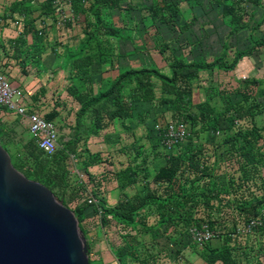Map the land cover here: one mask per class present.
I'll return each instance as SVG.
<instances>
[{
	"label": "crops",
	"instance_id": "obj_1",
	"mask_svg": "<svg viewBox=\"0 0 264 264\" xmlns=\"http://www.w3.org/2000/svg\"><path fill=\"white\" fill-rule=\"evenodd\" d=\"M90 1L0 0V72L23 92L29 110L41 115L53 111L57 113L52 120L56 126L68 123L69 135L63 142H72L74 153L83 156L85 162L96 157L86 167L89 177L83 173V182L88 183L90 191L97 190L107 206H113L121 194L115 173L129 166L133 170L154 169L151 161L146 166L123 161L126 136L137 140L142 132L147 135L151 120L163 123L161 116L170 115L167 105L156 104L147 116L140 114L134 106L140 102L133 97L131 103L127 96L135 90L132 80L121 91L131 111L128 109L126 117L109 118V111L117 104L109 99L95 100L122 73L153 70L170 78L174 67L184 64L193 73L194 104L209 102L221 110L227 102L252 106L253 99L261 108L257 126L264 124V0H239L236 4L217 0H119L117 8L100 16L113 33L107 35L99 29L97 38L91 35L96 20L89 9ZM62 14L68 21L58 26L56 21ZM86 56L92 63L83 68L82 58ZM84 69L87 73L82 79L80 72ZM150 80L159 96L161 79L152 76ZM77 92L85 97L83 105L77 100ZM243 97L247 101H242ZM81 105L87 107L82 115ZM4 112L27 126L24 119L0 106V115ZM80 168L74 170L81 172ZM101 228L105 230V226ZM118 238L114 244L121 246L122 239ZM109 241L107 237L108 249ZM248 241L256 242L253 237ZM220 246L218 237L209 242L211 249ZM180 249L175 260H117L107 249L97 257L100 264H264V257L204 260L188 245Z\"/></svg>",
	"mask_w": 264,
	"mask_h": 264
},
{
	"label": "trees",
	"instance_id": "obj_2",
	"mask_svg": "<svg viewBox=\"0 0 264 264\" xmlns=\"http://www.w3.org/2000/svg\"><path fill=\"white\" fill-rule=\"evenodd\" d=\"M118 6L119 0L90 1L89 9L96 20L91 32V35H95V37L92 38H97L99 29H104V33L107 35L113 33L114 30L111 27H106L102 23L100 16L101 12ZM91 63V57L82 58L83 68ZM188 67L178 63L170 78L153 70L126 71L112 82L111 87L105 93L100 94L95 101L100 102L102 99L106 101L109 99L112 104H117V109L114 108L109 111L112 113L109 118L114 116L126 117L128 109L130 110L132 106L129 108L126 105V96L121 91L123 86L135 80V90L134 92L130 90L127 96L131 99V103H133V97L135 101L140 102L134 105L138 107L140 114L147 116L146 114L152 105H167L171 117L169 120L182 121L186 124L190 122L193 125L200 124L202 127L207 125V128L213 131L222 130L224 138L220 145H226V149L219 154L216 153L215 162L220 163L223 160L232 159L237 165L236 170L231 168L230 176L227 175L226 181L221 182L216 175L222 171L221 164H218L216 168L211 167L206 173L205 169L198 166V150L191 148V145L187 147L181 143L170 152L177 151L182 145L186 148L180 153L178 150L177 154L166 156L165 165L160 166L154 173V181L165 183L167 191L163 198L161 196L152 197L158 209L156 222L153 226H147L145 218L138 212L145 204L141 200L137 205L131 201H119L113 206H107L97 190H93L91 195L97 198L98 203H88L85 194L87 191L86 184L85 188L78 190L85 195L79 200L76 199L75 207L70 209L74 212L84 236L86 231L83 228V222L94 217H97L100 227L105 226L110 221H114L117 225L131 227L128 233L131 232L132 236L130 234L121 236V232H118L122 239V245L113 250L117 260H158L159 255L165 251L168 259L175 260L180 256L181 246L186 245L194 248L204 260H260V257H264V218H262L261 226L257 227L252 235L236 236L234 233L238 225H243L249 219L258 216L260 209L264 207V124L257 126L252 119L250 128L232 132L233 120L242 117L243 106L241 104H233L230 108L229 102H227L221 110H217L209 102L194 104L191 100L193 73L188 71L190 68ZM176 69L179 72H176ZM86 73L87 70L85 69L80 72L82 79H85ZM152 76L162 81L159 96L155 94L154 86L150 80ZM77 95L78 102L83 105L85 102L84 95L80 92H77ZM247 99V97H243L242 101L245 102ZM258 106L255 104L248 109L251 110L252 107L257 108ZM81 109L80 115L84 114L87 107L82 106ZM231 110L234 111V114H231ZM56 115V112L50 111L43 117L47 120H53ZM154 125L155 120H151L147 130L148 134L160 136L154 129ZM30 139L33 144V151L29 153L45 169L44 177L40 182L68 207V201L76 196V189L68 180L70 170L66 166L70 154L73 153L72 142L67 141L58 144L53 153L47 154L37 148L31 137ZM187 140L190 141L188 138ZM0 144L9 152L1 140ZM95 160L96 157L93 156L87 160L88 162H83L81 172L89 177L86 167ZM230 165L232 167L233 163ZM13 166L18 168L16 165ZM59 170L62 171V174L59 173ZM135 170L129 166L115 174L120 188L133 185L135 187L140 186L144 190L147 188V171L140 169L145 173L140 178L134 173ZM185 170L187 175L192 176L191 178L185 176ZM234 170L237 171L236 176ZM77 182L79 181L77 180ZM257 182L259 193L254 194L252 191ZM82 184L84 182H79L76 185L77 188H81ZM245 187L252 189V194L245 195L241 190ZM225 208L230 209L229 212L223 213L222 210ZM140 216L141 218H139ZM201 224H207L216 234V237L221 240L219 248L211 249L208 242L201 250H198L192 241H189L188 227H199ZM229 225L231 226L229 227ZM140 228L144 229L143 232L148 233L147 241H150L149 244H145ZM252 237L256 241L253 244L248 241ZM85 238L89 257L90 243L89 239ZM165 245L166 247H164ZM142 262L145 263V261ZM142 262L140 261V263ZM89 263L93 264L90 257Z\"/></svg>",
	"mask_w": 264,
	"mask_h": 264
},
{
	"label": "rangeland",
	"instance_id": "obj_3",
	"mask_svg": "<svg viewBox=\"0 0 264 264\" xmlns=\"http://www.w3.org/2000/svg\"><path fill=\"white\" fill-rule=\"evenodd\" d=\"M257 102L258 101H253L252 99V101H250V105L252 106H254L255 104L259 105ZM233 104L235 105L241 104L242 106V103L240 102L239 103L229 102L228 105L230 107ZM224 107H225V104H224ZM249 107H250L249 104L243 107L241 111L242 117L238 119L235 118L233 120L232 132L233 131L235 132L238 129L250 128V123L252 119L254 121L255 116L257 120L256 125L257 124L260 125L261 123L260 116H259V112L261 109L260 106H258L257 108L252 107L251 110L248 109ZM231 114H234L233 110H231ZM167 115H169V112H167ZM161 118L164 121H167L171 117L170 115L167 117L164 115V116H161ZM57 126H58V134H59L58 143L61 144L63 143V139L69 135L68 123H65L64 125L65 127L59 126V124ZM187 128L189 132V135L187 138L190 139V141L188 142V140L187 141L185 140V142L182 144H185L184 146H187V147L191 145V148L198 150V158H199L198 166L202 169H205L206 173H208L211 167L216 168L218 167L217 166L218 164H221L222 171L216 175L218 176L221 182H225L226 181L225 177L227 175L230 176V174L232 173L231 168L235 169L237 165L236 163H234L232 159L229 161L223 160L220 163L215 162V157L217 156L216 153L219 154L220 152H223L226 149V145L225 146L220 145L221 141L224 138L223 131L222 130L213 131L211 129H208L207 125H204L202 127V125L200 124L193 125L190 122L187 123ZM144 132H142L141 135H137L138 136L137 140H134L129 135L126 136L125 150H122L123 151L122 153H125L124 154L125 156L124 157L122 156V158L124 162L126 161L129 163L135 162L136 166H146L148 162L150 161L153 162V166H154L153 170L147 171L145 169L147 171L146 174H147V179H148L147 188L144 190L140 186L135 187L134 185L129 186V187H124V188H120V186H118L117 188L121 190V194L119 195L117 202L131 201L135 203V205H137L139 201L141 200V202H144L145 204L141 210H138V212L140 213V215H142L143 218H145L147 226H153L156 222V214H157L158 209L156 208L155 206L156 203L153 202L152 197L161 196L163 198L164 194H166V191H167L165 183L154 181L153 179L154 173L156 170H158V168L161 165H165L164 161H165L166 156H169V154H177L178 150H180L178 152L180 153L186 147L182 145V147L180 146V149H177V151L170 152L163 147L160 136H157L156 134H150V133L149 134L147 133V135H145ZM0 140L2 141V143L5 145V147L9 151L8 154L11 158L12 165H16L18 167L16 169L19 172H21L26 178L40 182L42 178L44 177L43 172L45 169L42 168V166L37 163L36 159H34L29 153L30 151H33V144L28 135L27 126L25 125V123H23L20 119L18 120L16 117L13 118L11 115L4 112L2 115H0ZM129 146H135V147L131 148ZM84 160L85 159L83 158V156H79V154H76L74 152L70 154L69 159L67 160L66 166L68 170H70V177L68 180L70 184L73 186V188L76 189L75 190L76 196L72 200L68 201V207L71 209L75 207L76 199L79 200L85 194L86 195L91 194L89 187H87L88 183H86L87 191L85 192V194H82L80 191H78L79 189L81 190L82 188H85V183L81 185L82 186L81 188H77L78 186L76 185L79 184V182H77L78 178L76 179V176L71 173V171L74 170V168H77V167L80 168L81 166L80 163L82 164L83 162H85ZM232 163L233 165L231 167L230 164ZM134 168L136 169L134 173H136L137 177L141 178V176L145 174L144 172L140 170L139 167L138 168L134 167ZM59 173L62 174V171L59 170ZM184 174L186 177L188 176L190 178L192 177L190 175H187L186 170L184 171ZM234 174L236 176L237 171ZM85 178L87 179V177ZM258 185L259 184L257 182V185L255 188H253V191L252 189L248 187L247 188L245 187L241 190H243V193L245 195L252 194V192L254 194H258L259 193ZM218 210H219V205H218ZM229 210L230 209L225 208L222 210V212L227 213L229 212ZM262 210H264V207L260 209V213ZM259 216L260 214L256 217H259ZM139 218H141V216ZM230 226L231 225H229V227ZM192 227H196V226L188 227L187 232L189 234V241L191 240L190 230ZM83 228L86 231L85 237H87V239H89L90 242H92L91 243L92 249H90L89 257L93 261V264H100L99 263L100 259L98 257L101 256V252H104V250L107 249L110 252L111 251L113 252V250L120 247L114 244L115 240L119 239L118 238V236H120L118 233L119 231L121 232L120 233L121 236L129 235V234L130 236H132L131 232L128 233L131 228L130 226L117 225L114 221H110L105 225V230H103V228L100 227L99 221L97 218L84 221ZM237 228H241V225L240 226L238 225L236 227L234 234L236 236H244V234L238 233ZM107 229L109 230V232L106 231ZM143 230L144 229L140 228V231L142 233L141 235L143 239L145 240V244H149L150 241H147L148 233L146 231L143 232ZM107 237L110 240L109 249L106 246V242H105V239ZM133 242H134V239H133ZM164 247H166V245ZM166 255H167L166 251L161 253L159 255L160 258L158 260H165Z\"/></svg>",
	"mask_w": 264,
	"mask_h": 264
},
{
	"label": "water",
	"instance_id": "obj_4",
	"mask_svg": "<svg viewBox=\"0 0 264 264\" xmlns=\"http://www.w3.org/2000/svg\"><path fill=\"white\" fill-rule=\"evenodd\" d=\"M74 212L0 144V264H90Z\"/></svg>",
	"mask_w": 264,
	"mask_h": 264
},
{
	"label": "built area",
	"instance_id": "obj_5",
	"mask_svg": "<svg viewBox=\"0 0 264 264\" xmlns=\"http://www.w3.org/2000/svg\"><path fill=\"white\" fill-rule=\"evenodd\" d=\"M221 2L235 4L239 0H218ZM68 18L62 14L56 21V25H63ZM24 94L21 90L14 88L5 76L0 72V106L27 122V132L38 149L47 154L53 153L58 147V129L52 120H47L36 111H31L23 101ZM154 129L159 133L163 147L171 151L176 145L185 142L189 132L187 124L182 121L167 120L154 125ZM72 174L78 178L79 182L84 181V174L78 170H72ZM87 202L97 204L98 200L94 196L87 195ZM264 218V210L259 217L249 219L241 228H237L238 233L252 235L254 230L261 226ZM191 241L196 249L201 250L203 246L216 237V234L207 224L199 227H192L190 230Z\"/></svg>",
	"mask_w": 264,
	"mask_h": 264
}]
</instances>
